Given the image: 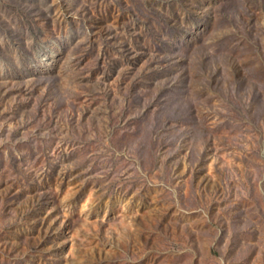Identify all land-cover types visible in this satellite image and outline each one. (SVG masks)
Returning a JSON list of instances; mask_svg holds the SVG:
<instances>
[{
    "label": "rangeland",
    "instance_id": "obj_1",
    "mask_svg": "<svg viewBox=\"0 0 264 264\" xmlns=\"http://www.w3.org/2000/svg\"><path fill=\"white\" fill-rule=\"evenodd\" d=\"M0 264H264V0H0Z\"/></svg>",
    "mask_w": 264,
    "mask_h": 264
}]
</instances>
